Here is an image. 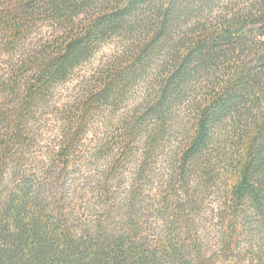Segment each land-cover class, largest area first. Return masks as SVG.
<instances>
[{
	"label": "trees",
	"instance_id": "16d2710c",
	"mask_svg": "<svg viewBox=\"0 0 264 264\" xmlns=\"http://www.w3.org/2000/svg\"><path fill=\"white\" fill-rule=\"evenodd\" d=\"M0 264H264V0H0Z\"/></svg>",
	"mask_w": 264,
	"mask_h": 264
},
{
	"label": "rangeland",
	"instance_id": "374dc122",
	"mask_svg": "<svg viewBox=\"0 0 264 264\" xmlns=\"http://www.w3.org/2000/svg\"><path fill=\"white\" fill-rule=\"evenodd\" d=\"M233 2V4H241L243 0H230ZM119 38H113L108 42H104L99 48L98 53L95 55V58L86 64H83L82 71H84V75L92 72L94 67L98 66L99 64H102L103 62L107 61L110 55H112L115 52H119L122 48L119 46L121 45ZM60 91L64 94V96L68 95L66 93L67 89L73 88V83L65 84L59 87ZM215 207V206H213ZM216 211H213L211 209H206L203 213L202 221H203V227L206 228V230L214 231V226L216 224ZM210 236H213V234H209Z\"/></svg>",
	"mask_w": 264,
	"mask_h": 264
}]
</instances>
